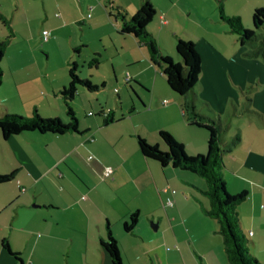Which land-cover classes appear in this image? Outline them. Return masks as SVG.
I'll use <instances>...</instances> for the list:
<instances>
[{
    "label": "crops",
    "instance_id": "1",
    "mask_svg": "<svg viewBox=\"0 0 264 264\" xmlns=\"http://www.w3.org/2000/svg\"><path fill=\"white\" fill-rule=\"evenodd\" d=\"M142 1L126 0L125 4L124 0H113L110 5L107 0H0V42L10 38L1 62L0 118L6 114L30 117L37 111L45 119L58 118L68 123L61 92L69 85L71 64L75 63L79 70L81 64L89 66L97 59L90 58V54L84 56L81 50L82 45L86 47L85 31L98 27L102 21L113 24L114 19L119 33L121 20L115 17V9L121 7L132 17ZM150 1L156 18L148 30L164 55L178 63L177 42L195 44L202 59V74L194 90L199 99L197 111L222 125V119L211 109L215 105L210 95L219 96L217 74L227 84L225 67L229 57L240 61V41L222 25L223 36L211 28L218 24L214 3L204 6L198 5L197 0ZM252 5L248 0L241 7L252 11L257 7ZM93 10L94 16L89 13ZM186 20L196 21L194 30L187 33L179 28L180 22ZM43 31L49 32L47 42L43 40ZM123 37L119 57L130 70L123 76L122 69L119 74L118 61L113 60V81L109 83V76L95 81L92 71L87 78L99 87L97 92H89L90 99L98 101L99 114L110 112L113 123L105 125V116L99 115L100 119L94 121H80V133L27 132L8 140L0 134V175L14 176L0 184V264H112L102 245L109 234L118 244L122 264H229L220 224L205 213L209 206L203 193L206 188H196L193 177L183 174V195L164 189L174 201L172 207L166 205L158 186L157 203L153 196L148 198L142 192L133 196L132 190H128L130 186L140 188L133 179L136 164L143 163L136 160L139 137L166 149L158 137L164 130L183 144L188 154L196 156L206 154L208 132L188 122L186 106L190 97L171 95L175 104L160 106L161 97L172 91L138 39L132 35ZM248 53L243 49V56L249 57ZM94 55L102 57V52ZM97 61L96 66L89 67L101 74V62ZM235 70V66L231 67V71ZM114 79L118 84L122 79L126 85L130 83V89L140 95L145 108L137 109L129 89L115 90L120 104L117 107L130 115L126 122L131 126L122 132L109 130L121 118H117L114 103L108 99L102 102L100 97L115 85ZM141 93H146L145 97ZM127 96L132 105H125ZM154 112L163 113L169 122L153 124L148 136L142 126H136L135 114ZM114 133L112 142L108 134ZM117 144L122 146L119 151L115 149ZM111 150L116 151L115 157L111 156L113 161L108 157ZM231 153L227 162L224 156L226 188L231 195L248 193V199L239 207V218L242 230H249L245 232L244 228L246 236L254 239L255 250L249 248L250 252L263 264L260 255H264V147L249 148L239 160L236 153ZM131 159H135V164L130 163ZM232 164L234 169L230 168ZM110 166L115 172L105 177ZM166 168V174L172 175L169 170L173 167ZM247 168L251 174L256 173L255 180L239 177ZM174 178L169 181H175ZM189 186L200 193L188 192ZM134 213L139 214L138 224L128 233L124 224ZM245 216L250 219L248 228L244 226ZM150 222L158 225L157 231L150 227Z\"/></svg>",
    "mask_w": 264,
    "mask_h": 264
},
{
    "label": "trees",
    "instance_id": "2",
    "mask_svg": "<svg viewBox=\"0 0 264 264\" xmlns=\"http://www.w3.org/2000/svg\"><path fill=\"white\" fill-rule=\"evenodd\" d=\"M112 1L107 0L110 5L113 4ZM115 10L117 12L115 17L121 20L119 34L121 36L132 35L138 39L147 50L152 65L162 73L170 90L180 97L191 98L186 106V118L190 125L208 132L206 154L189 156L183 144L164 130L159 132L158 137L166 149H161L159 145L150 144L146 139L139 137L138 144L141 154L147 159L158 162L162 168L172 166L175 169L187 171L204 178L207 187L203 193L209 200V206L205 208V213L220 224V234L223 238L229 264H260L250 252V241L242 230L239 218V207L248 199V193L244 191L238 195H231L226 188L223 175L225 163L221 141L222 125L220 122L205 117L197 111L199 99L194 94V90L202 74V59L195 44L190 41L179 40L176 52L180 62L176 63L170 56L163 54L157 40L148 30V26L156 18V10L150 0H143L139 10L132 17H128L121 7H117ZM218 10L220 19L228 24L230 32L237 37L242 46L249 48V56L264 58V37L257 35L253 30H246L241 17L226 16L221 0ZM253 25L256 30L264 27V8H257L254 11ZM9 39L0 42V87L3 78L1 62L9 44ZM97 64V59H94L89 66H96ZM69 78L68 87L61 92L69 119L68 123L58 118L45 119L37 111L30 117L6 114L0 118V134L2 137L8 140L13 136L27 132L56 135L69 132L80 133L79 120L76 117L72 103L78 96L79 87H83L90 93L97 92L99 87L92 84L89 79L81 78L75 63L71 64ZM132 112L133 110L130 111V114ZM90 114L93 115L92 112ZM102 115L105 116V125L113 123L114 119L110 116V112L106 114L103 112ZM240 142L241 137L238 135L233 144L237 145ZM13 177V175H0V184L9 182ZM138 219V213L132 214L124 224L125 231L132 232L138 224ZM102 245L109 254L112 264H122L118 244L111 234H109L107 240L103 241Z\"/></svg>",
    "mask_w": 264,
    "mask_h": 264
},
{
    "label": "rangeland",
    "instance_id": "3",
    "mask_svg": "<svg viewBox=\"0 0 264 264\" xmlns=\"http://www.w3.org/2000/svg\"><path fill=\"white\" fill-rule=\"evenodd\" d=\"M199 2L198 5H207L214 3L216 5L217 13L216 16L218 17V24L214 27V30L218 32L219 35L223 36V31L221 30V25L224 26L223 29H226L227 31H230V28L227 23L223 22L220 19V13L218 10L220 0H197ZM222 5L225 11L226 16L233 17V16H239L242 18L243 25L246 30H253L256 32L257 35H261L264 37V27L260 30H256L253 25V13L257 8L264 7V0H250L251 3L257 7H255L252 11H247L246 6L241 7V5L245 4L248 0H221ZM124 3L126 4V0H124ZM252 5V6H253ZM91 15H95V11H89ZM215 12L213 13V15ZM241 15V16H240ZM243 16V17H242ZM199 20V19H198ZM197 20V21H198ZM113 24L104 23L103 21L98 25L96 28H88L85 31L84 39L86 40V47L82 45L81 50H83L84 56L90 54V58H97L101 62V74L99 72H95L96 68L94 70H91L88 64H81L79 67V75L83 79L89 78L90 72L95 74L96 79L95 81L101 78L106 79L108 76L109 83L110 81H113L112 78L114 76V66H113V60L118 61L116 62V68L120 74V70L123 69V76L128 72L130 69L128 67H124V61L121 57H119V54L122 53L121 44L125 42V38L121 36L118 33V27L115 26L116 22L114 19H112ZM196 21H183L180 22V30L182 32H189L191 30H194ZM88 26V25H87ZM236 37V36H235ZM63 39L60 41V46L63 43ZM241 45V44H240ZM239 45V51L241 50L240 55V61H236L229 57L230 61L226 63L225 70L227 69V84L218 76V74L215 76V79L217 80V84L219 86V96L216 97L215 95H210L214 107L212 106L211 109L214 110L217 113L218 119H222V150L224 152L225 161L227 162L229 160V157H231L232 153H236V156L239 158H243V156L248 152L249 148H263L264 147V58L263 57H253V56H243V49L246 51H250L247 46L241 47ZM66 47V46H65ZM60 48V47H59ZM62 49V46H61ZM251 49V48H250ZM94 52H102V57L94 55ZM73 54V52H72ZM232 56H234L232 54ZM207 59H205L204 62H206ZM236 68L235 71H231V67ZM223 75V74H222ZM112 76V77H111ZM214 76V75H213ZM224 76V75H223ZM214 79V80H215ZM115 85L113 87L107 88L105 91H103L100 95L102 102H105V100H109V102H113V106H116L114 108H118L117 106L119 104V101L116 97L115 90L119 89V91H123L124 89H129L130 94L132 96L133 102H135L137 109H145L142 106L141 97L140 95H136L131 89L129 85H126L125 79H123L118 83H116V80L114 79ZM134 84V83H133ZM165 84L167 86V82L165 81ZM134 88L137 89V85L134 86ZM79 92L81 91L82 94H78V96L74 99L72 103V107L76 113V117L80 121L83 122H90L97 119H100V116L104 118L102 114H99L100 106L98 105V101H95L93 99H90L92 95L86 91L83 87H79ZM146 92V91H145ZM146 93H141L143 97H145ZM148 94V93H147ZM171 95H174L179 97L176 94H173V92L169 91V94L163 97H161L160 100V106H163V103H171V105L175 104L173 103V97ZM140 98V99H139ZM130 99V97H129ZM127 96V102H125V105L128 104V102L131 104V99L129 100ZM100 104V103H99ZM148 108V107H147ZM205 108V113L208 112L207 107ZM92 112L95 113L96 116L88 117L89 113ZM117 113V118H121L119 122H116L112 128L109 130L111 132H122L124 130H128L131 126V123L126 122V119H129V113L127 111H123L118 108V110L115 111ZM123 112V113H122ZM135 114V113H134ZM100 115V116H99ZM135 124L136 126H142L144 128V131L148 132L146 133L148 136L150 135L149 129L153 124L156 123H168L169 117L167 118L166 115L160 112H154L152 114H135ZM25 117V116H24ZM28 117V116H26ZM123 118V119H122ZM171 121V120H170ZM204 132V131H203ZM206 133V132H205ZM110 137L115 136L114 134H108ZM241 137V142L237 145H234L233 142L235 141L236 136ZM115 139H113L112 142H114ZM122 146L117 144L116 150L119 151V149ZM164 148V147H162ZM247 150V151H246ZM257 150V149H256ZM245 151V152H244ZM139 152V150H138ZM130 153V152H129ZM188 154V152H187ZM116 151L111 150L109 160L113 161L112 157H115ZM126 155V154H125ZM189 156H192L191 154H188ZM235 155V154H234ZM139 158H136L137 161H143L138 162L136 164V170L134 172L133 179L137 180V184L139 185V189L136 187L130 186V181L128 179H125L124 182H129L127 185L130 186L128 190H132L131 193L133 196H136L139 194V192H142V194H145L148 198L153 196V199L157 203L159 199V193L155 186L159 187V192L161 193V196L164 197V199L167 201L169 195L164 193V189H168L170 192L173 190L178 193V195H183L182 190V181H184L185 178H183V174H188L191 177L195 179V186L196 188H206L207 184L204 178H201L195 174H192L187 171L183 170H174V168H171V171L169 170L172 175H167L166 173L169 168H162L161 165L153 160L146 159L142 156V154L139 152L138 155ZM130 163L135 164V159H131ZM234 164V163H233ZM231 165V169H234V165ZM110 168L113 169V172H115L114 167L110 166ZM229 168V169H230ZM249 169H244L239 177L243 176L244 178H252L255 180V174H251V172L248 171ZM259 172V171H257ZM233 174V173H232ZM175 177V181H169V179ZM182 180V181H181ZM158 184V185H157ZM188 192H195L200 193L199 189H194L193 186H189L187 188ZM142 190V191H141ZM141 194V195H142ZM202 195V194H201ZM204 198L208 201V197L204 196ZM244 226H249L250 219L249 217L245 216L244 220ZM264 223V222H263ZM152 222H150L151 227ZM245 228V232H248L249 230ZM243 228V230H244ZM200 227L197 229L199 230ZM248 230V231H247ZM203 232V231H202ZM248 237V236H247ZM249 248H251L252 251H254V247L252 246V242L254 239L249 238ZM169 248H172L169 246ZM252 253V252H251ZM261 254V253H259ZM253 255V253H252ZM254 256V255H253ZM226 259V258H225ZM260 261L264 264V255H260ZM227 260V259H226Z\"/></svg>",
    "mask_w": 264,
    "mask_h": 264
},
{
    "label": "built area",
    "instance_id": "4",
    "mask_svg": "<svg viewBox=\"0 0 264 264\" xmlns=\"http://www.w3.org/2000/svg\"><path fill=\"white\" fill-rule=\"evenodd\" d=\"M43 40H44V42H47L49 40V32L48 31H43ZM165 104H167V102H165ZM112 174H113V169L110 167L106 168L105 177H110ZM167 191L168 190L165 189V192H167ZM171 193L174 195L176 193V191L173 190ZM173 204H174V201L171 198H168L166 205L172 207Z\"/></svg>",
    "mask_w": 264,
    "mask_h": 264
},
{
    "label": "water",
    "instance_id": "5",
    "mask_svg": "<svg viewBox=\"0 0 264 264\" xmlns=\"http://www.w3.org/2000/svg\"><path fill=\"white\" fill-rule=\"evenodd\" d=\"M151 227L154 229V231L158 230V225L157 224L152 223Z\"/></svg>",
    "mask_w": 264,
    "mask_h": 264
}]
</instances>
